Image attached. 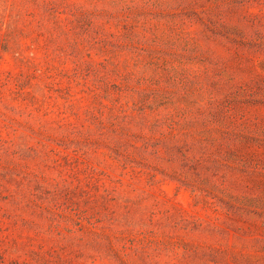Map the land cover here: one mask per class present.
I'll list each match as a JSON object with an SVG mask.
<instances>
[{
  "label": "rangeland",
  "instance_id": "rangeland-1",
  "mask_svg": "<svg viewBox=\"0 0 264 264\" xmlns=\"http://www.w3.org/2000/svg\"><path fill=\"white\" fill-rule=\"evenodd\" d=\"M0 264H264V0H0Z\"/></svg>",
  "mask_w": 264,
  "mask_h": 264
}]
</instances>
